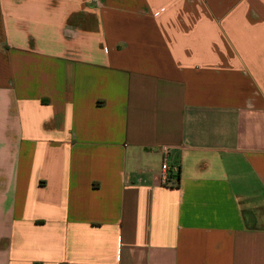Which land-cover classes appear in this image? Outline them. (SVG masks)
<instances>
[{
	"label": "crops",
	"instance_id": "0c3cea01",
	"mask_svg": "<svg viewBox=\"0 0 264 264\" xmlns=\"http://www.w3.org/2000/svg\"><path fill=\"white\" fill-rule=\"evenodd\" d=\"M0 264H264V0H0Z\"/></svg>",
	"mask_w": 264,
	"mask_h": 264
},
{
	"label": "built area",
	"instance_id": "2783aa9c",
	"mask_svg": "<svg viewBox=\"0 0 264 264\" xmlns=\"http://www.w3.org/2000/svg\"><path fill=\"white\" fill-rule=\"evenodd\" d=\"M161 153L163 156V161L161 165V173L160 178L163 184L168 185L170 183V176H169V155H170V148L164 146L161 149Z\"/></svg>",
	"mask_w": 264,
	"mask_h": 264
}]
</instances>
